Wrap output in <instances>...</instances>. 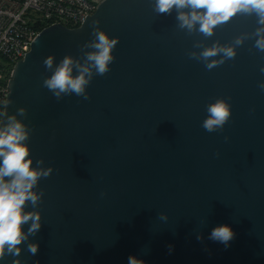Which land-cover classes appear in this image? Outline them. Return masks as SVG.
I'll return each mask as SVG.
<instances>
[{
	"label": "water",
	"instance_id": "water-1",
	"mask_svg": "<svg viewBox=\"0 0 264 264\" xmlns=\"http://www.w3.org/2000/svg\"><path fill=\"white\" fill-rule=\"evenodd\" d=\"M154 9L155 0H104L79 28L43 29L14 64L0 125L9 116L21 121L32 168L51 172L32 189L38 203L25 206L40 214L39 231L0 264H129L130 256L143 264H264L257 17L237 13L205 37L199 25L181 29L175 9ZM94 30L118 40L109 71L93 70L89 99H57L43 81L65 56L83 64ZM217 43L236 55L209 70L199 53ZM221 99L231 115L208 132L207 108ZM220 225L234 232L227 246L210 239Z\"/></svg>",
	"mask_w": 264,
	"mask_h": 264
},
{
	"label": "clouds",
	"instance_id": "clouds-1",
	"mask_svg": "<svg viewBox=\"0 0 264 264\" xmlns=\"http://www.w3.org/2000/svg\"><path fill=\"white\" fill-rule=\"evenodd\" d=\"M173 9L177 12L176 19L181 29H187L191 33L199 25L198 31L205 37H211L217 26L229 22L237 13L255 14L260 27L253 34L256 37L254 47L264 52V0H155L154 10L158 14H171ZM93 35L95 40L85 45L93 51L85 54L83 64L71 56H65L52 75L43 81L44 87L52 91L57 99L61 98L62 94L73 93L85 100L89 99L86 88L92 79L93 70L99 76H104L109 71V64L114 59L112 50L118 40L109 39L104 32L98 30H94ZM245 38L237 37L234 45H242ZM218 54H222L221 60H210ZM191 55L196 57L195 53ZM235 55L234 46H221L217 43L204 48L199 53V58L207 62L206 68L211 70L223 63L224 59H233ZM44 64L47 69H52L53 57L45 59ZM74 69L76 75H73ZM261 71L264 72V68ZM260 87L264 89V84ZM207 111L209 115L202 127L208 132L222 130L231 115L229 104L222 99L210 104ZM18 114L24 116L25 109H19ZM27 138L26 126L15 116H9L8 123L0 125V259H3L6 252L19 256L21 249L18 246L28 239V235L35 234L41 227L40 214L26 212L25 206L27 202L33 206L38 203L40 196L32 189L42 176L47 177L50 174L51 169L45 171L32 168L29 148L24 143ZM161 218L166 219L164 216ZM29 221L31 225L25 233L23 226ZM233 237L234 232L229 225L217 226L210 234V239L226 246ZM27 247L32 255L38 251L36 243H30ZM14 264L20 262L17 260ZM129 264L143 262L130 256Z\"/></svg>",
	"mask_w": 264,
	"mask_h": 264
},
{
	"label": "built area",
	"instance_id": "built-area-1",
	"mask_svg": "<svg viewBox=\"0 0 264 264\" xmlns=\"http://www.w3.org/2000/svg\"><path fill=\"white\" fill-rule=\"evenodd\" d=\"M104 0H0V119L14 64L45 28H79Z\"/></svg>",
	"mask_w": 264,
	"mask_h": 264
},
{
	"label": "trees",
	"instance_id": "trees-1",
	"mask_svg": "<svg viewBox=\"0 0 264 264\" xmlns=\"http://www.w3.org/2000/svg\"><path fill=\"white\" fill-rule=\"evenodd\" d=\"M2 106H0V108H1Z\"/></svg>",
	"mask_w": 264,
	"mask_h": 264
}]
</instances>
